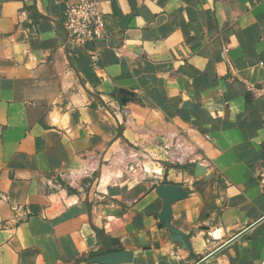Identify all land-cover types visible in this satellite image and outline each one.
Segmentation results:
<instances>
[{
	"label": "crops",
	"instance_id": "obj_1",
	"mask_svg": "<svg viewBox=\"0 0 264 264\" xmlns=\"http://www.w3.org/2000/svg\"><path fill=\"white\" fill-rule=\"evenodd\" d=\"M71 1L0 0V264H264V0Z\"/></svg>",
	"mask_w": 264,
	"mask_h": 264
},
{
	"label": "built area",
	"instance_id": "obj_2",
	"mask_svg": "<svg viewBox=\"0 0 264 264\" xmlns=\"http://www.w3.org/2000/svg\"><path fill=\"white\" fill-rule=\"evenodd\" d=\"M63 26L68 43L84 47L104 33V14L99 0H74L67 3Z\"/></svg>",
	"mask_w": 264,
	"mask_h": 264
},
{
	"label": "water",
	"instance_id": "obj_3",
	"mask_svg": "<svg viewBox=\"0 0 264 264\" xmlns=\"http://www.w3.org/2000/svg\"><path fill=\"white\" fill-rule=\"evenodd\" d=\"M125 93H128L126 90ZM206 172V166L201 163H196V170L195 175L201 176L204 175ZM157 193L161 198L164 200V205L162 211L157 215L161 221L160 226H166L170 232V238L175 242H180L184 248H187L188 241L187 235L181 233L176 228L172 227L171 225V218H172V203L181 200L189 195V193L183 189V187L174 184H161L158 189ZM243 235V234H242ZM113 241V240H112ZM115 242V241H113ZM222 248L216 250L203 260L199 261L197 264H204V262L211 257L212 255L219 252ZM133 260V252L132 251H113L101 254L91 259V263H99V264H125L130 263Z\"/></svg>",
	"mask_w": 264,
	"mask_h": 264
},
{
	"label": "bare ground",
	"instance_id": "obj_4",
	"mask_svg": "<svg viewBox=\"0 0 264 264\" xmlns=\"http://www.w3.org/2000/svg\"><path fill=\"white\" fill-rule=\"evenodd\" d=\"M189 151V150H188ZM185 154V153H184ZM140 173L139 174H141L142 176L145 174V169L144 168H140L139 170H138ZM136 174V173H135ZM140 175V176H141Z\"/></svg>",
	"mask_w": 264,
	"mask_h": 264
}]
</instances>
